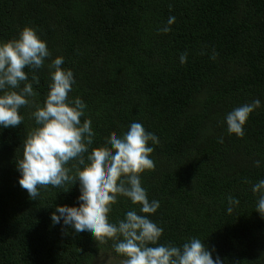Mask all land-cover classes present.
<instances>
[{"label": "trees", "instance_id": "16d2710c", "mask_svg": "<svg viewBox=\"0 0 264 264\" xmlns=\"http://www.w3.org/2000/svg\"><path fill=\"white\" fill-rule=\"evenodd\" d=\"M169 16L171 31H159ZM25 26L73 71L69 95L86 103L81 121L91 118L96 134L89 152L133 121L159 138L155 168L141 181L160 202L150 219L164 229L161 243L195 236L224 264H264V217L251 191L264 179V0H0V41ZM36 74L42 104L48 70ZM255 99L261 107L244 135L229 134L225 115ZM34 110L21 107L22 123L0 128V264H96L104 252L121 259L111 242L53 225L56 205L79 206L78 181L42 187L36 200L19 185ZM228 196L239 199L231 214ZM131 207L120 198L110 222Z\"/></svg>", "mask_w": 264, "mask_h": 264}, {"label": "clouds", "instance_id": "9594fccd", "mask_svg": "<svg viewBox=\"0 0 264 264\" xmlns=\"http://www.w3.org/2000/svg\"><path fill=\"white\" fill-rule=\"evenodd\" d=\"M175 19L169 16L167 26L159 31L170 32ZM186 61L187 53L181 54L180 63ZM63 64L64 57L52 58L47 41L30 26L21 29L16 38L0 41V128L19 126L24 119L19 114L21 107L35 109L31 117L36 126L24 140L23 158L16 162L19 185L36 200L42 187L62 188L78 181L79 206L56 205L50 216L53 225L62 224L100 243L111 242L121 264H224L219 254L214 258L215 248L198 237L180 245L160 242L164 229L150 219L160 202L148 198L141 181L143 173L155 168L151 145L159 144V138L133 121L127 131L106 137L102 146L89 152L96 135L92 120L81 121L87 105L80 97H70L76 80ZM45 67L49 83L41 104L34 99L39 93L33 85H39L36 73ZM260 107L261 101L255 99L228 112L224 117L228 133L242 137L249 116ZM255 165L259 167L260 161ZM251 191L257 197L256 212L264 217V179L253 184ZM120 198L133 207L123 218L110 222L109 213ZM227 200L231 214L239 199L228 196Z\"/></svg>", "mask_w": 264, "mask_h": 264}, {"label": "rangeland", "instance_id": "374dc122", "mask_svg": "<svg viewBox=\"0 0 264 264\" xmlns=\"http://www.w3.org/2000/svg\"><path fill=\"white\" fill-rule=\"evenodd\" d=\"M96 264H121V259L104 252L97 257Z\"/></svg>", "mask_w": 264, "mask_h": 264}]
</instances>
